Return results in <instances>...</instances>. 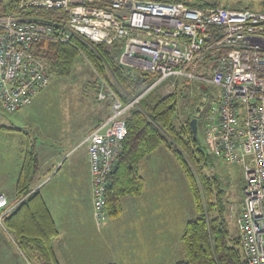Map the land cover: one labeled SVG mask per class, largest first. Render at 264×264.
<instances>
[{
	"label": "built area",
	"instance_id": "2783aa9c",
	"mask_svg": "<svg viewBox=\"0 0 264 264\" xmlns=\"http://www.w3.org/2000/svg\"><path fill=\"white\" fill-rule=\"evenodd\" d=\"M15 5L0 15V104L7 112L30 106L51 83L47 63L35 54L41 39L74 45L76 35L109 49L117 46L130 75H156L127 103L99 76L98 99L109 98L111 112L85 138L96 221L109 220L107 185L123 150L129 110L160 84L203 81L215 91L203 121L210 150L244 172L237 217L243 258L264 264V10L162 0H16ZM51 10L62 11L60 23L41 17ZM18 203L0 194L5 230L4 217ZM21 253L27 264H46Z\"/></svg>",
	"mask_w": 264,
	"mask_h": 264
},
{
	"label": "trees",
	"instance_id": "16d2710c",
	"mask_svg": "<svg viewBox=\"0 0 264 264\" xmlns=\"http://www.w3.org/2000/svg\"><path fill=\"white\" fill-rule=\"evenodd\" d=\"M162 1L183 2L191 7L223 6L240 10H264V0ZM15 2L0 0V15L11 12L16 7ZM41 17L60 23L64 14L61 10H51L44 12ZM73 41L76 44L41 39L34 44L35 54L45 60L52 76H68L80 49L97 74L124 103L143 93L156 80V75L151 73L137 77L130 75L129 69L120 64L117 58V46L109 49L103 43H93L76 35ZM180 83L183 84L181 87L177 86L168 94L150 90L127 113V136L107 185L106 206L109 217L121 216L124 211L123 198L138 197L144 192L142 163L153 152L165 147L183 170L195 207V215L186 221L181 236L183 255L171 264H247L243 258L239 231L231 236L224 218L225 205L220 182L207 173V162L211 154L203 149L198 136L200 118H204V115L197 117L196 114L183 112L187 105L182 91H188L190 86L186 80ZM181 97L184 100H180ZM194 117L198 119L196 136L190 125ZM39 168V155L36 146L31 143L24 152L15 183L12 201L19 203L4 217V225L12 234L16 246L26 256L41 257L46 264H61L53 246V240L59 233L58 228L45 198L38 189L34 190Z\"/></svg>",
	"mask_w": 264,
	"mask_h": 264
},
{
	"label": "crops",
	"instance_id": "0c3cea01",
	"mask_svg": "<svg viewBox=\"0 0 264 264\" xmlns=\"http://www.w3.org/2000/svg\"><path fill=\"white\" fill-rule=\"evenodd\" d=\"M43 91L30 106L35 104ZM110 102L109 99L103 105L99 117L91 118L92 122L86 125V133L82 138L78 134L83 130L81 128L77 129L74 136L70 135L72 142L71 137L68 141L57 128L42 125L37 116L31 117L21 110L11 112H20L21 118L20 121L7 122L8 126L2 127L10 153L3 158L4 169L2 165L0 167L8 177V185L0 189V194H5L10 200L14 199L15 183L24 152L32 143L40 159L34 190L38 189L45 198L58 228L59 233L53 240V246L61 264H171L183 255L181 236L186 221L194 215L188 217L183 209L180 217L178 207H169L162 188V170L159 169L155 174L153 164L148 167L150 176L147 174L146 178L143 175L144 192L138 197L123 198L124 211L121 216L109 217L108 223L102 228L94 221L88 145L84 140L97 124L108 117L111 112ZM159 150L161 148L149 155L142 166L152 160ZM154 176L156 182H153ZM139 218L142 220L141 229L136 222ZM128 220H134L135 224H127ZM1 228L22 256L12 234ZM142 244L146 246L143 257L137 251Z\"/></svg>",
	"mask_w": 264,
	"mask_h": 264
},
{
	"label": "rangeland",
	"instance_id": "374dc122",
	"mask_svg": "<svg viewBox=\"0 0 264 264\" xmlns=\"http://www.w3.org/2000/svg\"><path fill=\"white\" fill-rule=\"evenodd\" d=\"M180 82L182 81L171 80L156 86L153 90L156 93L168 94L174 91L177 86L181 87L183 84ZM197 85L201 89L197 90ZM189 86L188 91H182L186 97L185 100L182 99L184 96L180 99L184 100L187 105L184 107L186 111L183 110V112H187L186 114L190 115L196 114L197 117H200L206 113L208 107L211 105L215 91L203 81H199V84L196 85L189 84ZM100 87L99 75L91 66L86 55L84 53H78L74 60L71 73L65 77L53 76L49 87L44 89L35 104L22 109L20 112L25 114L26 111L31 117L37 116L42 125L48 127L51 125L52 127L50 126V128L52 129L57 128L62 136L65 135L68 138V141L71 136L76 134L77 129L80 130L81 128L83 130L78 132V134L82 138L86 133V125L92 122L91 118L99 117L102 114L103 105L109 100V98L105 100L98 99V90ZM20 112L13 114L7 112L0 104V167L3 158L10 153L9 144L5 139L6 135L2 127L8 126L7 122L12 120L20 121ZM203 119V117L202 119L200 118V122ZM200 122L198 134L200 143L203 149L211 154V159L207 162V173L215 176L220 182V186L223 189L222 200L225 205L224 218L227 220L231 236H235L238 231L236 220L239 214L238 210L240 212L242 189L244 186L243 168L241 165L229 162L224 157L211 152L209 143L203 134V123ZM70 142H72V137ZM151 164H153L152 170L155 171V174H157L159 169L162 170L164 177L162 180L164 181L162 188L166 199L169 201V207H178L180 217L183 209H185L188 217L195 215V207L187 179L178 161L163 147L156 153L152 160L142 166V174L146 175V178L148 175L150 176L148 167ZM2 168L4 169L3 165ZM7 180L8 177L5 175L4 170L0 169V189L8 185ZM153 182H156L155 176L153 177ZM127 209H129L128 205ZM93 218L99 228H102L108 223L107 220L99 224L94 215ZM136 222L141 229V218ZM126 223L135 224L134 220H128ZM139 232V235H141V230ZM142 235L144 236V231ZM145 250L146 246L144 244L138 246V255L144 256ZM0 264H27L23 256L13 247L9 236L2 230L1 226Z\"/></svg>",
	"mask_w": 264,
	"mask_h": 264
},
{
	"label": "water",
	"instance_id": "95a60500",
	"mask_svg": "<svg viewBox=\"0 0 264 264\" xmlns=\"http://www.w3.org/2000/svg\"><path fill=\"white\" fill-rule=\"evenodd\" d=\"M190 125L192 127L194 136H196L198 133V119L196 117L192 118L190 121Z\"/></svg>",
	"mask_w": 264,
	"mask_h": 264
},
{
	"label": "bare ground",
	"instance_id": "6f19581e",
	"mask_svg": "<svg viewBox=\"0 0 264 264\" xmlns=\"http://www.w3.org/2000/svg\"><path fill=\"white\" fill-rule=\"evenodd\" d=\"M90 171V170H89Z\"/></svg>",
	"mask_w": 264,
	"mask_h": 264
}]
</instances>
